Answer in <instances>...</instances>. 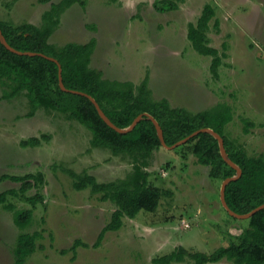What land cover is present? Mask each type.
<instances>
[{"label": "rangeland", "instance_id": "1", "mask_svg": "<svg viewBox=\"0 0 264 264\" xmlns=\"http://www.w3.org/2000/svg\"><path fill=\"white\" fill-rule=\"evenodd\" d=\"M0 0V20L39 25L49 5L38 0ZM60 0H55L59 2ZM62 14L50 42L87 43L96 40L91 66L105 78L140 84L145 78L155 99L199 111L221 103L232 109L227 134L242 143L249 155L264 154V0H181L179 8L158 12L156 0H85ZM205 5L215 10L209 22V44L223 51L216 74L211 57L199 54L187 39L189 23H196ZM216 19L219 29L214 27ZM0 86V177L42 173L43 201L36 206L12 197L18 208L33 210L22 230L12 213L0 205V264H16L13 247L19 233L42 231L38 248L25 264H154L156 257L178 246L212 253L231 242L248 225L231 216L220 202L222 181L209 177V168L195 158L180 157V149L154 152L150 180L170 192L158 209L125 217L122 227L105 234L93 247L114 211L91 188L77 189L76 176L92 175L98 182L124 178L132 170L129 157L90 143V131L76 120L43 110L27 117L24 96L2 99ZM242 118L255 123L248 133ZM35 137L38 143L23 146ZM11 179L0 182V192L18 188ZM36 193V188L27 196ZM187 225V226H186ZM76 240L79 245L72 250ZM61 250H65L62 253ZM179 263L188 264L189 258ZM206 264H232L223 259Z\"/></svg>", "mask_w": 264, "mask_h": 264}, {"label": "trees", "instance_id": "2", "mask_svg": "<svg viewBox=\"0 0 264 264\" xmlns=\"http://www.w3.org/2000/svg\"><path fill=\"white\" fill-rule=\"evenodd\" d=\"M7 5L10 6L13 2ZM115 1V0H114ZM181 0H156L154 8L158 12L172 11L179 8ZM47 3L49 0H40ZM85 8V0H60L51 3L42 13L39 25L24 22L12 24L1 21L2 33L13 48L19 51L37 52L43 55H18L8 50L0 41V86L3 88L2 99L12 100L24 96L27 100V117L43 110L50 114L57 112L67 119L76 120L91 133V145L109 149L114 155L130 158L132 170L124 177L108 182H98L92 175L76 176L74 186L77 189L91 188L92 193L100 195L102 201H111L115 208L110 221L99 232L93 247H99L105 234L117 231L123 225L125 217L134 218L140 211L153 213L161 198L169 191L150 180L148 168L154 152L163 148L157 130L150 119L144 117L133 130L119 133L100 117L89 98L63 91L59 85L58 63L62 67L64 86L71 90L85 92L100 105L108 118L119 128L131 125L134 119L143 113H149L160 124L164 140L171 146L196 130L211 128L221 135L229 158L242 170V175L227 184L225 199L228 206L239 214H246L264 204V154L249 155L245 146L227 134V126L232 120V109L227 103L192 111L182 106H172L167 98L155 99L145 78L140 84L105 78L102 71L91 66V59L96 49L93 38L87 43L69 42L63 45L50 42L51 36L61 24L62 14L73 4ZM215 10L205 5L196 23H189L187 39L201 55L211 57L210 69L216 74L223 58L227 57L225 44L223 51L209 44L207 30L214 17ZM214 27L219 29L216 19ZM58 61H52L47 57ZM243 131L248 133L255 123L242 118ZM35 137L22 141L23 146L35 145ZM180 157L193 156L196 164L209 168V177L223 181L236 175V170L227 164L221 156L218 140L208 132H200L184 144L176 147ZM20 186L0 192V205L12 213L13 222L19 229H26L32 219L33 210L18 208L10 198L26 199L31 205L43 201L41 193L44 184L42 173L21 175H2ZM36 188V193L27 196V192ZM248 220V225L238 236V242H231L212 253L192 252L178 246L170 253L156 257L154 264L179 263L189 258L188 264H206L226 259L232 264H264V209ZM42 231L32 233L23 231L18 234L13 247L16 264H25L27 257L35 253L37 241L42 238ZM79 245L87 246L79 240L72 250ZM65 253V250H61Z\"/></svg>", "mask_w": 264, "mask_h": 264}, {"label": "water", "instance_id": "3", "mask_svg": "<svg viewBox=\"0 0 264 264\" xmlns=\"http://www.w3.org/2000/svg\"><path fill=\"white\" fill-rule=\"evenodd\" d=\"M0 41L1 43L8 49L10 50L11 52L13 53H16L18 55H29V56H35V55H43L41 53H37V52H30V51H19L15 48H13L11 45H9V43L7 42V40L5 39L3 33H2V30L0 28ZM45 56V55H44ZM47 57L48 59L52 60V61H55L58 63V61L56 59H54L53 57H48V56H45ZM58 72H59V85L61 87V89L63 91H66V92H70V93H73V94H79V95H83L87 98L90 99V101L94 104V106L96 107L100 117L107 123V125H109L111 128L115 129L117 132L119 133H126V132H129L131 130L134 129V127L137 125V123L143 119L144 117H146L147 119H150L156 130H157V135L159 137V140L162 144V146L165 148V149H168V150H172L182 144H184L185 142H187L190 138L194 137L195 135L199 134L200 132H208L210 133L211 135H213L217 140H218V143H219V149H220V153H221V156L222 158L224 159V161L229 164L232 168H234L236 170V175L232 176V177H228V178H225L222 183H221V186H220V202L223 206V208L233 217L235 218H238V219H249L251 216H253L255 213H257L258 211L264 209V204H261L260 206L254 208L253 210H251L250 212L246 213V214H239V213H236L235 211H233L227 204L226 202V199H225V190H226V186L228 183H230L231 181H234V180H237L241 175H242V170L241 168L236 164L234 163L228 156L226 150H225V146H224V140L223 138L221 137V135L219 133H217L216 131H214L213 129L211 128H208V127H205V128H201L199 130H196L194 131L193 133H191L189 136L185 137L184 139H181L179 141H177L175 144L169 146L166 144L165 140H164V135H163V130L159 124V122L152 116L150 115L149 113H143V114H140L139 116H137L134 121L131 123V125H129L128 127H125V128H119L117 127L109 118L108 116L104 113V111L101 109L100 105L98 104V102L95 100L94 97H92L91 95L85 93V92H82V91H77V90H71V89H68L64 86V83H63V78H62V67L61 65L58 63Z\"/></svg>", "mask_w": 264, "mask_h": 264}, {"label": "crops", "instance_id": "4", "mask_svg": "<svg viewBox=\"0 0 264 264\" xmlns=\"http://www.w3.org/2000/svg\"><path fill=\"white\" fill-rule=\"evenodd\" d=\"M40 3H41L40 0H38V4H40ZM51 3H56V2H55V0H49V2L44 3V4H47V5H49V7H50ZM76 4H77V3H76ZM73 5H74V4H73ZM73 5H72V6H73ZM49 7H48V8H49ZM48 8H47V9H48ZM47 9H46V10H47ZM67 10H68V9H67ZM67 10H66V11H67ZM66 11H65V12H66ZM61 18H62V17H61Z\"/></svg>", "mask_w": 264, "mask_h": 264}, {"label": "built area", "instance_id": "5", "mask_svg": "<svg viewBox=\"0 0 264 264\" xmlns=\"http://www.w3.org/2000/svg\"><path fill=\"white\" fill-rule=\"evenodd\" d=\"M187 226V225H186Z\"/></svg>", "mask_w": 264, "mask_h": 264}]
</instances>
